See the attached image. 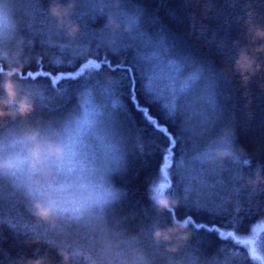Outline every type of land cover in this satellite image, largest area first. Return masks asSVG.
Returning <instances> with one entry per match:
<instances>
[{
    "label": "clouds",
    "instance_id": "1",
    "mask_svg": "<svg viewBox=\"0 0 264 264\" xmlns=\"http://www.w3.org/2000/svg\"><path fill=\"white\" fill-rule=\"evenodd\" d=\"M26 7L20 0H0V87L4 90L0 96V234L6 226L18 228L30 236L26 244H47L56 250L59 261L21 255L9 264H236L229 248L208 252L197 246L196 233L188 223L176 221L164 227L159 220L133 222L135 218L119 207L127 191L115 178L127 172L132 145L141 156L151 146L142 137L137 141V134L124 124L119 103H105L95 88L79 89L64 109L55 90L39 77L31 80L29 49H35L36 43L24 34ZM81 7L76 0L66 4L55 0L49 14L57 21V33H66L67 41L73 42L58 47L86 64L93 59L91 48L75 43L84 31L73 19ZM105 8L104 0L93 4L95 12L104 14ZM105 23L114 33L137 38L140 47L135 55L143 67L145 88L166 104L179 122L177 143L189 148L181 158L173 156L168 170L173 185L179 184L177 195L168 194V189L157 195L164 176L149 186L154 213L162 216L194 203L239 222L250 210L264 209L260 169L246 180L250 189L246 198L230 186L235 167L250 166L251 156L236 144V126L223 123L217 74L194 57L178 53L173 43L140 36L133 13H125L123 19L108 13ZM254 27H249L250 35ZM254 35L262 41L256 51L264 55V28H255ZM40 51L52 63L63 55L54 56L51 47ZM122 60L127 62L126 57ZM244 61L247 66H242ZM234 69L242 79H250L245 73L256 75L264 70V63L245 46ZM222 72L228 76L230 69ZM24 75L29 82L22 80Z\"/></svg>",
    "mask_w": 264,
    "mask_h": 264
},
{
    "label": "trees",
    "instance_id": "2",
    "mask_svg": "<svg viewBox=\"0 0 264 264\" xmlns=\"http://www.w3.org/2000/svg\"><path fill=\"white\" fill-rule=\"evenodd\" d=\"M20 2L27 6L22 17L24 34L36 43L35 49H29L31 80L36 81L39 77L55 90L64 109L74 102L79 89L95 88L105 103H119L124 124L137 134V141L142 137L151 146L149 153L141 156L135 152L136 144L132 145L127 172L115 178L116 183L127 191L119 207L135 218L133 222L159 220L164 227L176 221L188 222L196 233L197 246L208 252L218 247L229 248L236 264H264L261 254L264 252V232L259 230L264 228V209L250 210L239 222L217 216L203 205L194 203H185L162 216L154 213L149 186L163 179L165 157L172 153L179 159L189 148L184 142L177 143L181 136L179 122L172 117L166 104L145 88L143 67L135 55L140 47L137 38L129 33H114L105 23L108 13L120 19L125 13H133L140 25V36L150 37L158 43L164 40L173 43L178 53L194 57L217 74L223 123L236 126V144L244 146L251 156L250 166L240 164L235 167L230 184L232 188H239L241 197L246 198L250 192L246 180L254 178L257 169L264 174V70L256 75L245 73L250 79H242L235 72L234 63L240 48L245 46L251 56L259 57L264 63V55L256 51L262 41L254 35L255 28H264V0H104V14L93 11L97 0H76L82 7L73 19L84 31L75 43L90 47L92 60L100 65L84 70V63L78 57H70L67 50L58 47L73 42L67 41L66 33H57V21L49 14L55 0ZM59 2L66 4L72 0ZM117 4L122 7L117 9ZM250 26H255L252 35L248 31ZM112 40L116 41L115 45L110 44ZM48 47L54 50V56L56 52L63 53L55 63L41 54L40 49ZM122 57H126L127 62ZM242 66H247V61ZM224 68L230 69L228 76L223 75ZM59 75L62 78H58ZM22 80L29 82L27 75ZM3 92L0 87V96ZM178 189L179 184L173 185L170 180L168 194L175 196ZM228 230L237 235L231 239L220 236L222 231ZM11 232L16 237L14 246ZM28 239L30 236L18 228L6 226L0 234V264H9L11 259L21 255L28 258L50 256L59 261L54 248L47 244L29 246L26 244ZM248 239L257 243L249 246L241 242Z\"/></svg>",
    "mask_w": 264,
    "mask_h": 264
},
{
    "label": "snow or ice",
    "instance_id": "3",
    "mask_svg": "<svg viewBox=\"0 0 264 264\" xmlns=\"http://www.w3.org/2000/svg\"><path fill=\"white\" fill-rule=\"evenodd\" d=\"M58 63H59V61H58ZM99 67H100V65L98 63H96L93 60H90L86 64H84L82 69L84 70V68H99ZM27 75L32 76L33 74L28 73ZM58 78H62V76L59 75ZM195 78L196 77L193 76V79H195ZM245 163H247V161ZM172 164H173V154L170 153L167 157H165L164 164L162 166V174L165 177V179H164V181H162L158 185V187L156 189L158 196L163 195L165 193V191L170 187V178H169V171L168 170L172 167ZM185 223H188V222H185ZM259 230L264 232V228L259 229ZM236 235L237 234L234 231H230V230L222 231L220 233V236L225 238V239H231ZM241 242L244 244H247L249 246H254L257 243L254 239L243 240Z\"/></svg>",
    "mask_w": 264,
    "mask_h": 264
},
{
    "label": "rangeland",
    "instance_id": "4",
    "mask_svg": "<svg viewBox=\"0 0 264 264\" xmlns=\"http://www.w3.org/2000/svg\"><path fill=\"white\" fill-rule=\"evenodd\" d=\"M11 234H12L11 244L14 246V245H16V237H15L14 233L11 232Z\"/></svg>",
    "mask_w": 264,
    "mask_h": 264
},
{
    "label": "water",
    "instance_id": "5",
    "mask_svg": "<svg viewBox=\"0 0 264 264\" xmlns=\"http://www.w3.org/2000/svg\"><path fill=\"white\" fill-rule=\"evenodd\" d=\"M84 66V65H83ZM83 66H82V68H83Z\"/></svg>",
    "mask_w": 264,
    "mask_h": 264
}]
</instances>
